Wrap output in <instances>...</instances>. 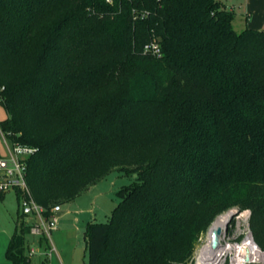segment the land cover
Segmentation results:
<instances>
[{
	"label": "trees",
	"instance_id": "trees-1",
	"mask_svg": "<svg viewBox=\"0 0 264 264\" xmlns=\"http://www.w3.org/2000/svg\"><path fill=\"white\" fill-rule=\"evenodd\" d=\"M234 19L222 0H0L1 131L39 148L31 197L133 178L87 222L89 264H178L234 207L264 250V30ZM17 219L6 264H33Z\"/></svg>",
	"mask_w": 264,
	"mask_h": 264
},
{
	"label": "rangeland",
	"instance_id": "rangeland-1",
	"mask_svg": "<svg viewBox=\"0 0 264 264\" xmlns=\"http://www.w3.org/2000/svg\"><path fill=\"white\" fill-rule=\"evenodd\" d=\"M222 1L226 9L234 12V27L237 32H241L245 28L264 30V0ZM6 117L5 106L0 101V150L1 154L7 157L13 143L8 138L3 137L1 133V122ZM132 179V176L126 174L124 170L114 168L105 177L82 191L75 199L61 204L62 214L58 215L57 229L51 234L52 245L59 252V256L53 252V256L48 257L45 250L46 244H41L38 237H31L30 246L37 251L31 256L33 264H89L85 238L87 222H107L122 200L119 191ZM19 209L20 205L14 190L7 192L5 198L0 196V249L3 239L6 237L5 233H9L10 229L15 227L16 214ZM237 210L238 208L234 207L224 214L232 211L234 213ZM249 217V210H241L235 213L223 233V245L243 239L249 224ZM211 226L198 241L192 255L178 264L208 263L207 259H203L204 257L201 256V251L207 244ZM212 255L210 253L209 259L212 258Z\"/></svg>",
	"mask_w": 264,
	"mask_h": 264
},
{
	"label": "built area",
	"instance_id": "built-area-1",
	"mask_svg": "<svg viewBox=\"0 0 264 264\" xmlns=\"http://www.w3.org/2000/svg\"><path fill=\"white\" fill-rule=\"evenodd\" d=\"M146 48L156 54L161 53L157 44ZM38 149V147L13 143L9 156L0 157V193L10 190L21 191L19 201L21 220L29 225V236L38 237L39 242L41 238L45 239L48 244V247L45 248L46 254L51 257L53 252H57L52 245L51 234L57 229L58 213L62 208L60 204H57L48 210L30 195L24 158L36 153ZM27 245V253L31 257L37 251L30 246V242ZM221 248H223V253L220 259L215 263L210 262L211 264H264V250L255 241L249 224L242 240L228 242L224 245L221 243Z\"/></svg>",
	"mask_w": 264,
	"mask_h": 264
},
{
	"label": "bare ground",
	"instance_id": "bare-ground-1",
	"mask_svg": "<svg viewBox=\"0 0 264 264\" xmlns=\"http://www.w3.org/2000/svg\"><path fill=\"white\" fill-rule=\"evenodd\" d=\"M230 216L231 215L229 213L224 214V215H220L213 222V224L209 230V233H208L207 244L205 245V247L201 251V256L204 257L203 259H207L206 261L208 263H206V264H211L212 262L215 263V261L220 259V256L223 253V248H221L223 233H224L225 229L227 228L228 220H229ZM219 228H222V230H223V233L221 235L217 234V230ZM216 241L219 242L218 245H215ZM210 253L213 254L211 259H209Z\"/></svg>",
	"mask_w": 264,
	"mask_h": 264
},
{
	"label": "crops",
	"instance_id": "crops-1",
	"mask_svg": "<svg viewBox=\"0 0 264 264\" xmlns=\"http://www.w3.org/2000/svg\"><path fill=\"white\" fill-rule=\"evenodd\" d=\"M7 113V112H6ZM1 133H2V135H3V137H5L4 136V134H3V132L1 131ZM6 138V137H5ZM2 156H4V155H2ZM15 191V190H14ZM9 192V191H8ZM7 193V192H6ZM6 193H4L3 195H1V197H4L5 198V194ZM16 193V192H15ZM16 197H17V195H16ZM20 214V209L17 211V214H16V224H15V227H14V229H10V231H9V233L7 232V233H5V235H6V237L3 239V241H2V243H1V249H0V264H6V262H7V260H6V255H5V252H6V249L8 248V246H9V243H10V240H11V237H12V235L14 234V232L16 231V228H17V217H18V215ZM56 230V229H55ZM54 230V231H55ZM31 237H33V236H29V240L31 239ZM54 246V245H53ZM55 247V246H54ZM57 250V249H56ZM58 256H59V252L57 251V252H55ZM52 256H53V254H52ZM51 256V257H52Z\"/></svg>",
	"mask_w": 264,
	"mask_h": 264
},
{
	"label": "water",
	"instance_id": "water-1",
	"mask_svg": "<svg viewBox=\"0 0 264 264\" xmlns=\"http://www.w3.org/2000/svg\"><path fill=\"white\" fill-rule=\"evenodd\" d=\"M239 211H241V210L238 209V210L235 211L234 213H233V211H232V212H229V214H230L231 216H230V218H229L228 224H229V222H230V219L235 215V213H238ZM61 214H62V212H59V213H58V215H61ZM222 233H223L222 228H219V229L217 230V234H218V235H221ZM218 244H219V242L216 241V242H215V245H218Z\"/></svg>",
	"mask_w": 264,
	"mask_h": 264
}]
</instances>
